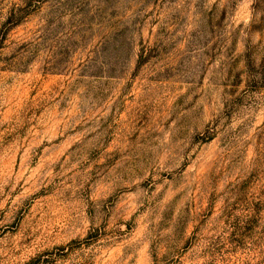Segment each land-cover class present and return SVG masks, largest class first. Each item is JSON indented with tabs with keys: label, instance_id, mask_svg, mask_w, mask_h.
Listing matches in <instances>:
<instances>
[{
	"label": "rangeland",
	"instance_id": "obj_1",
	"mask_svg": "<svg viewBox=\"0 0 264 264\" xmlns=\"http://www.w3.org/2000/svg\"><path fill=\"white\" fill-rule=\"evenodd\" d=\"M0 264H264V0H0Z\"/></svg>",
	"mask_w": 264,
	"mask_h": 264
}]
</instances>
